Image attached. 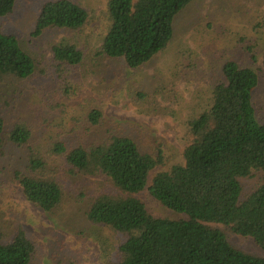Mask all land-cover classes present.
Here are the masks:
<instances>
[{
	"label": "trees",
	"instance_id": "16d2710c",
	"mask_svg": "<svg viewBox=\"0 0 264 264\" xmlns=\"http://www.w3.org/2000/svg\"><path fill=\"white\" fill-rule=\"evenodd\" d=\"M17 1L0 0V21L13 13ZM192 2L107 0V29L92 54L121 59L133 69L144 67L168 47L176 17ZM90 19L80 0H45L33 35L51 29L78 34ZM238 43L240 51L220 60L216 57L214 67H209L206 109L189 121L188 140L170 166L161 145L147 149L146 141L139 143L126 134L70 145L64 140V123L77 120L65 116L63 104L55 99L50 107L59 109L54 112L60 113L61 122L52 140V157L30 145L33 132L28 124L17 120L9 131L0 113V157L8 142L30 146L26 169L13 170L12 180L30 203L51 212L61 204L64 191L47 171L59 160L65 161L72 175L104 178L111 189L94 198L87 217L122 236L116 255L104 264H264V256L234 246L223 230L212 225L223 224L252 237L264 250V122L257 114L256 92L261 67L257 46L247 37H240ZM52 54L60 72L80 66L85 58L75 41L54 45ZM39 64L0 23V81L27 79ZM190 73L195 75L189 80L206 76L204 71ZM60 92L67 95L69 89L66 86ZM206 92L199 89L198 94ZM45 119L54 124L53 117ZM103 119V110L92 108L87 130L98 127ZM143 192L184 216L155 215L135 196ZM36 251L22 226L9 239L0 229V264H30Z\"/></svg>",
	"mask_w": 264,
	"mask_h": 264
},
{
	"label": "rangeland",
	"instance_id": "374dc122",
	"mask_svg": "<svg viewBox=\"0 0 264 264\" xmlns=\"http://www.w3.org/2000/svg\"><path fill=\"white\" fill-rule=\"evenodd\" d=\"M44 1L18 0L13 13L0 21L5 33L15 35L21 47L40 60L33 76L0 81V113L9 131L17 120L28 124L33 132L30 145L49 157L61 122L60 113L54 112L59 109L50 107L57 99L63 104L65 116L77 120L64 123V140L70 145L90 143L108 134H126L139 143L140 139L146 141L147 149L161 145L169 156L167 166L178 161V152L188 140L189 121L206 109L209 67L216 57L220 60L240 51V37L257 46L261 67L257 114L264 122V0H193L176 17L168 47L139 69L121 59L92 54L107 29V0H80L91 15L83 32L51 29L35 37ZM69 41L77 42L85 58L80 66L60 72L52 48ZM190 63L194 64L192 69ZM191 70L196 74L204 71L206 76L189 80L195 75ZM66 86L69 95L60 92ZM199 89H206V95L198 94ZM94 107L103 110L104 119L98 127L87 130V116ZM45 117H53L54 124ZM29 152V145L8 142L0 157V229L6 238H11L18 226L25 229L37 249L30 264H104L114 258L121 234L87 217L94 198L111 189L109 183L100 177L72 175L61 159L47 173L62 184L63 200L53 211H45L30 203L12 180L13 170L26 169ZM135 196L141 197L157 216H184L146 192ZM212 225L223 230L234 246L264 256L252 237L239 235L223 224Z\"/></svg>",
	"mask_w": 264,
	"mask_h": 264
}]
</instances>
